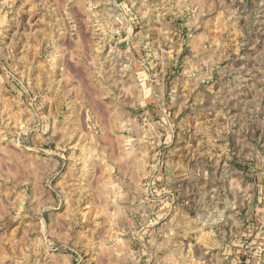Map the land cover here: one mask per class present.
Masks as SVG:
<instances>
[{"label": "rangeland", "instance_id": "obj_1", "mask_svg": "<svg viewBox=\"0 0 264 264\" xmlns=\"http://www.w3.org/2000/svg\"><path fill=\"white\" fill-rule=\"evenodd\" d=\"M94 4L0 0V243L21 264H137L148 240L165 264H264V0H205L191 27L167 0Z\"/></svg>", "mask_w": 264, "mask_h": 264}, {"label": "clouds", "instance_id": "obj_2", "mask_svg": "<svg viewBox=\"0 0 264 264\" xmlns=\"http://www.w3.org/2000/svg\"><path fill=\"white\" fill-rule=\"evenodd\" d=\"M107 0H97V4L92 5V7H97L101 3H105ZM121 7H124L125 9L128 8L127 4H121ZM167 6L170 9H176V15H179L181 18L187 20L188 27H191L196 19H199L203 16L204 10H205V0H196L194 4H189L186 2V0H167ZM208 12L210 13L212 11V6L208 5L207 7ZM234 15V13H231L227 16L226 19L225 13L223 10L220 11V19L223 21L222 23L218 24V27L220 29V33H224L226 35L220 36V38L216 41L217 46H221V41H224L223 46L227 47L229 44V41L234 39L235 37L232 36V33L228 31L229 24L228 21L231 19V16ZM125 17L128 21H133L135 19L134 16L125 13ZM120 19L121 28L126 29V24L124 19ZM159 93V94H157ZM152 103L155 106V111L159 115L160 109L168 106L171 107L170 104H167V102L164 99V92L161 88L156 87L153 89L152 93ZM161 128L164 127V125H159ZM252 170L255 171L256 168L260 167V165L253 164ZM264 175V173H261ZM137 235H142V233H137ZM151 236L152 233H149ZM7 245V247H5ZM20 249L18 243L11 237L5 239L3 243H0V252H3L2 258H0V264H21L20 259ZM161 251H159L156 247H153L152 241L148 240L146 243L143 244L142 251L137 254V264H165L166 256L167 254H158ZM187 259V258H186Z\"/></svg>", "mask_w": 264, "mask_h": 264}, {"label": "bare ground", "instance_id": "obj_3", "mask_svg": "<svg viewBox=\"0 0 264 264\" xmlns=\"http://www.w3.org/2000/svg\"><path fill=\"white\" fill-rule=\"evenodd\" d=\"M66 36V35H65ZM71 40V39H70ZM71 43V42H70ZM67 45V44H66ZM90 59V58H89ZM78 90V89H77ZM128 91V90H127ZM98 94V93H97ZM128 94V93H127ZM95 102V101H94ZM94 108V107H93ZM95 113V112H94ZM97 115V114H96ZM119 117V116H118ZM7 148V147H6ZM14 150V149H13ZM4 153V152H3ZM13 153V152H12ZM19 153V152H18ZM22 154V153H21ZM18 155V154H17ZM15 156V155H14ZM22 157V156H21ZM9 158V157H8ZM24 161V160H23ZM22 161V162H23ZM21 162V161H20ZM124 162V161H123ZM28 163V162H27ZM35 165V164H34ZM36 166V165H35ZM13 167V166H12ZM25 167H26V165H25ZM14 168V167H13ZM33 168V167H32ZM135 169V168H134ZM29 171H30V169H29ZM9 172V171H8ZM31 172V171H30ZM12 176V175H11ZM31 176V175H30ZM35 178V177H34ZM35 183V182H34ZM103 186V185H102ZM37 191V190H36ZM35 192V191H34ZM47 194V193H46ZM44 197V196H43ZM42 198V197H41Z\"/></svg>", "mask_w": 264, "mask_h": 264}]
</instances>
